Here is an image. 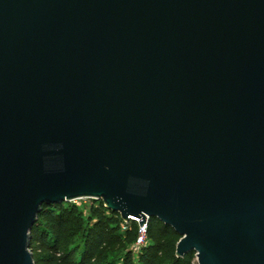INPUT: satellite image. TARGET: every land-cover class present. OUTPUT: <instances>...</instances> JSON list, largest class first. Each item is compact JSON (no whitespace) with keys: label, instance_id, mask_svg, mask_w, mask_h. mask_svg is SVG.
Listing matches in <instances>:
<instances>
[{"label":"water","instance_id":"obj_1","mask_svg":"<svg viewBox=\"0 0 264 264\" xmlns=\"http://www.w3.org/2000/svg\"><path fill=\"white\" fill-rule=\"evenodd\" d=\"M78 198L264 264V0H0V264Z\"/></svg>","mask_w":264,"mask_h":264},{"label":"trees","instance_id":"obj_2","mask_svg":"<svg viewBox=\"0 0 264 264\" xmlns=\"http://www.w3.org/2000/svg\"><path fill=\"white\" fill-rule=\"evenodd\" d=\"M97 200L98 205L89 206L87 216L72 201L42 205L30 231L35 264L193 263L195 252L177 256L180 235L155 217L147 220L145 243L138 244L134 260L129 245L136 244L138 222L130 220L123 228L120 214Z\"/></svg>","mask_w":264,"mask_h":264},{"label":"rangeland","instance_id":"obj_3","mask_svg":"<svg viewBox=\"0 0 264 264\" xmlns=\"http://www.w3.org/2000/svg\"><path fill=\"white\" fill-rule=\"evenodd\" d=\"M72 202H74L75 204H77L79 207H80V209H81V211H82V213L85 215V216H87L88 215V213H89V206L91 205V204H95V205H98V200L97 199H95V200H93L92 198H78V199H74ZM130 220H127V222H129ZM145 243V239H144V241H143V243L142 244H144ZM137 244V243H136ZM129 245V249L132 251V253H133V258H134V260H137V255H138V251H139V246L138 245ZM118 264H120L119 262H118ZM192 264H198L197 263V259H196V256L194 255V257H193V263Z\"/></svg>","mask_w":264,"mask_h":264},{"label":"built area","instance_id":"obj_4","mask_svg":"<svg viewBox=\"0 0 264 264\" xmlns=\"http://www.w3.org/2000/svg\"><path fill=\"white\" fill-rule=\"evenodd\" d=\"M149 217H147V220H148ZM128 220H135L138 222V219L137 218H134V219H128ZM147 220H146V223H144L143 225H139L138 223V226H139V229H138V237H137V245L138 244H142L144 239H145V232H146V224H147ZM126 225H127V220H123V223H122V227L123 228H126Z\"/></svg>","mask_w":264,"mask_h":264}]
</instances>
